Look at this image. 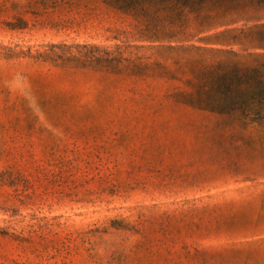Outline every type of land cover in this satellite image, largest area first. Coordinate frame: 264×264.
I'll use <instances>...</instances> for the list:
<instances>
[{
    "label": "rangeland",
    "instance_id": "1",
    "mask_svg": "<svg viewBox=\"0 0 264 264\" xmlns=\"http://www.w3.org/2000/svg\"><path fill=\"white\" fill-rule=\"evenodd\" d=\"M195 2L176 38L127 44L101 0H0V264H129L162 232L264 264V127L211 90L264 65V0ZM84 46L128 61L58 58Z\"/></svg>",
    "mask_w": 264,
    "mask_h": 264
},
{
    "label": "trees",
    "instance_id": "2",
    "mask_svg": "<svg viewBox=\"0 0 264 264\" xmlns=\"http://www.w3.org/2000/svg\"><path fill=\"white\" fill-rule=\"evenodd\" d=\"M114 11L129 17L132 31H123L127 44L134 42L161 43L167 39L176 38L183 30L186 10L195 12L196 0H101ZM205 2V0H199ZM171 12L165 17L163 13ZM85 51L80 56L66 52L59 59L78 61L85 58L106 69H115L128 59L124 57L121 48L115 51L100 49L95 46H84ZM69 54V55H67ZM45 57L39 54L38 58ZM141 60V58H138ZM135 68H142L143 62L133 63ZM145 67V66H144ZM211 90L221 112L241 111L246 118H251L264 127V65L261 67H242L234 64L227 70L218 73L212 81Z\"/></svg>",
    "mask_w": 264,
    "mask_h": 264
},
{
    "label": "crops",
    "instance_id": "3",
    "mask_svg": "<svg viewBox=\"0 0 264 264\" xmlns=\"http://www.w3.org/2000/svg\"><path fill=\"white\" fill-rule=\"evenodd\" d=\"M148 239L126 242L142 252L122 254L120 261L129 264H247V255L235 254L223 236H189L182 232H162ZM192 234V233H190ZM199 234V233H197ZM134 248V246H130ZM238 250V249H237Z\"/></svg>",
    "mask_w": 264,
    "mask_h": 264
}]
</instances>
